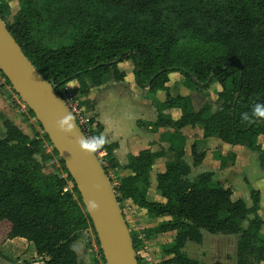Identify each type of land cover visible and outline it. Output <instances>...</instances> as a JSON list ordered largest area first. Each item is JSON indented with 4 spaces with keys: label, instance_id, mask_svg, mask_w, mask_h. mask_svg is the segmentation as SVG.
<instances>
[{
    "label": "trees",
    "instance_id": "trees-1",
    "mask_svg": "<svg viewBox=\"0 0 264 264\" xmlns=\"http://www.w3.org/2000/svg\"><path fill=\"white\" fill-rule=\"evenodd\" d=\"M32 1L20 0L21 11L12 24L6 25L25 55L47 82L58 87L59 93L76 81L80 97H85L83 104L88 107L91 88L129 79V73L120 67L127 62L134 64L132 79L138 87L151 94L160 90L167 93L164 103L155 102L159 113L155 127L176 129L166 136L169 147L166 151L146 150L130 157L129 168L134 175L121 180L115 188L122 211V204L127 202L145 210L150 217L171 219L157 229L164 233L178 231L168 250L173 257L166 263L199 264L182 249L187 240L200 242L202 231L211 235H241L237 264L264 262L260 192L251 190L253 206L249 208L241 197L234 199L231 188L214 181L211 172L201 173L191 180L190 167L183 160L186 139L180 133L184 127H198L204 130V138L245 146L259 153V162L264 168V147L258 144L259 136H264V127L260 126L263 118L251 113L256 104H264V62L240 54L236 50L240 48L239 41L231 36H178L174 27L176 21L185 17L183 13L175 12V23L151 20L146 13L153 7L146 2L140 4L139 0L115 2L112 12L78 7L74 14L79 22L72 45L48 48L29 23ZM191 10L208 17L214 9L209 4L194 2ZM223 10L241 26L252 24L264 28V0H226ZM8 12L9 4L0 2L3 21ZM172 73L181 74L186 83L204 91L215 84L221 86L218 97L221 109L212 114L211 105L205 104L195 112L191 97H173L167 86ZM171 110L180 111L177 120L166 113ZM242 113H248V119H242ZM89 120L93 127L101 129L94 117ZM5 127L6 144L0 141V244L22 238L34 245L38 256L45 257V264H78L73 249L75 233L88 228L95 231L72 177L66 170L68 181L73 184V194L63 192L66 183L57 177L43 176L38 164L31 160L27 145L37 149L41 140H31L9 120ZM41 130L50 142L42 127ZM94 134L98 136L95 130ZM10 142L14 144L6 146ZM53 151L59 156L55 149ZM167 151L175 152L176 157L167 164V171L158 175V190L166 203L150 202L146 190L148 175L155 159L166 155ZM192 155L196 166L205 152H200L195 143ZM104 169L108 175L107 168ZM139 183L145 188L140 189ZM250 214L254 215L251 220L248 219ZM245 221L249 222L248 228L243 226ZM131 235L137 251L135 235L133 232ZM2 258L0 251V264Z\"/></svg>",
    "mask_w": 264,
    "mask_h": 264
},
{
    "label": "rangeland",
    "instance_id": "rangeland-1",
    "mask_svg": "<svg viewBox=\"0 0 264 264\" xmlns=\"http://www.w3.org/2000/svg\"><path fill=\"white\" fill-rule=\"evenodd\" d=\"M81 1V0H80ZM120 0H84L80 3H75L73 0H33V10L29 17V23L33 28L38 39L48 48L61 49L63 47L71 46L73 37L77 32L78 18L75 16V11L78 7H91V11L95 12H112L115 2ZM124 1V0H121ZM2 4H9V12L4 15L6 24H12L16 15L21 11L20 0H0ZM79 2V0H77ZM141 3H148L153 7V10L145 12L149 14L151 20H159L165 23H175V12H181L185 15L182 19L176 21L174 27L175 34L178 36H199V37H234L237 38L240 48L236 49L240 54H246L248 58H254L264 62V28L257 25L241 26L240 22L235 20L230 14L223 10L226 0H139ZM194 2L200 4H209L213 7V13L205 17L200 13H193L191 10ZM151 14V15H150ZM148 17V16H147ZM121 69L129 73V78L124 82L127 87L134 86L139 89L138 85L133 80L134 64L127 62L120 65ZM179 76V75H177ZM178 79H172L176 84V93L181 92L182 87L181 75ZM183 85L187 89H191L192 100L196 108L201 109L205 106L204 93H208V100L213 102H220L218 100L219 92L222 90L218 84L212 85L207 91L195 88L191 83H186L185 78ZM178 86V87H177ZM79 100L85 102V97H80L78 88L79 84L75 81L67 87ZM175 93V92H174ZM82 105V104H81ZM85 105V104H84ZM83 106V105H82ZM85 110V108H84ZM86 115L88 113L85 110ZM177 118V115L173 116ZM9 120L19 130L27 135L31 140L40 139V145L37 149L33 146L27 145L31 150V160L38 164V169L43 176L57 177L63 180V192H70L73 194V184L68 181V173L66 166L62 162L60 156H57L50 143L41 130L40 123L30 113V109L23 102L20 96L16 93L14 88L9 85L0 71V141L5 143L6 127L5 122ZM260 126L264 127V118L260 121ZM194 137H199L198 134L190 133ZM223 142H211L206 147H199L200 152L206 149L207 155L211 156L212 148L223 149L226 152V144ZM13 142L7 143L13 145ZM258 144L264 147V136L258 138ZM3 145V144H2ZM228 146V145H227ZM224 152V153H225ZM231 149L225 154H230ZM258 154L256 153V156ZM258 157V156H257ZM211 158V157H210ZM208 158L204 162L205 166L192 174V178L196 179L197 173L200 171L210 170L209 165L212 161ZM102 161V166L106 167L104 158L99 156ZM231 166V168H229ZM214 176L225 187L231 188L234 192V199L242 198L252 206L251 190L262 188L264 190V182L261 186L257 185V181L262 179L260 174L259 163L255 155L249 154L241 157L237 161V155L230 160L226 167L222 168L217 165L214 168ZM108 176V175H107ZM113 188H116V178L108 176ZM248 186V187H247ZM257 186V187H256ZM259 186V187H258ZM75 197V196H74ZM123 212L127 221H129L130 232H133L136 238L137 252H139L141 264H168L173 255L168 253L172 247L178 231L171 232H157L166 222L171 221L170 218H153L144 213H140L131 203L124 202L122 204ZM259 215L264 219V201L260 206ZM254 218L253 214L248 216L251 220ZM244 228L249 227V222L245 221ZM76 238L73 243L78 258V264H106L103 253L101 254L100 244L96 234L92 228L76 232ZM261 234L264 236V228ZM225 235H211L207 232H202V240L194 242L187 240L183 246L182 252L188 257L198 261L199 264H237L238 262V247L241 235L225 236ZM98 242V243H97ZM175 245V243H174ZM0 251L2 252L1 264H45V257H38L34 245L22 238L8 239L0 244ZM264 264V262L260 263Z\"/></svg>",
    "mask_w": 264,
    "mask_h": 264
},
{
    "label": "crops",
    "instance_id": "crops-1",
    "mask_svg": "<svg viewBox=\"0 0 264 264\" xmlns=\"http://www.w3.org/2000/svg\"><path fill=\"white\" fill-rule=\"evenodd\" d=\"M177 75L180 76L181 74L172 73L169 75V82L167 86L170 89V94L173 97L182 95L189 96L192 99L193 96L191 89H187L183 85L184 78L181 80V92H179V94H177L178 92L176 93V84L172 81V79H178L177 81H179V78H176L179 77ZM207 95L208 93H204L203 95L205 103H209L211 105L212 114L216 113L221 109V104L218 101L216 103L212 100H208ZM88 99L90 102L88 107L83 104L84 101L82 102L80 100V102L83 104L88 116L94 117L95 122L101 126L100 130L94 126L95 131L98 132V136H103L105 140V143L100 148L101 156L106 162L105 164L108 176L116 178L115 180L117 183L120 184L121 180L134 175V172L129 168L130 157L138 156L141 152L146 150H149L152 153L162 152L163 150L166 151L169 147L165 141L166 136L168 133H174L176 129L171 126L155 127L159 115L155 107V102L164 103L166 101L167 93L165 91L160 90L155 94H151L146 89L139 88L134 90V86L127 87L124 82L109 81L100 87L91 88ZM192 104L195 112L200 110L196 108L193 100ZM166 113L172 115V117L177 115V118H174L175 120L180 117L179 110L166 111ZM180 133L186 139L184 146L185 155L183 160L190 167L191 172L188 177L191 180H195L192 178V174L200 169L201 166H205L204 162L210 157L212 162L209 165L212 168L210 170L200 171L197 173V176L204 172H211L214 174V168L217 165H220L222 168L226 167V164L230 160L234 159L235 155H237V161L239 162L241 157L252 154L255 155L257 162L259 163L260 174L263 176L262 179L257 181V185L261 186V182H264V168L260 165L258 152L252 151L245 146H227L226 144V148H224L226 149V152H224L227 153L231 149V159L229 158L230 154H225L223 149H219L218 147L211 149V156H208L206 149H204L202 150L205 152L204 158L198 165L195 166L192 155V146L197 143L198 147H206L211 142H218L221 140L213 137L204 138V130L198 127H184L180 130ZM190 133L198 134L199 137H194V134L192 136ZM256 153L258 154V157L256 156ZM175 157V152L167 151L166 155L155 159L148 175L149 186L146 188L147 199L150 202L166 203V199L163 198L161 192L158 190V175L167 171V164L173 161ZM229 168H231V166H229ZM197 176L195 178H197ZM213 179L214 181L219 182L215 176ZM138 187L140 189H144L145 185L143 183H139ZM258 191L260 192L261 206L264 201V190L262 188H258ZM246 203L249 208L253 206H249L248 202ZM135 208L138 209L141 214L146 212L143 209L137 207ZM127 222L128 225H130L129 221Z\"/></svg>",
    "mask_w": 264,
    "mask_h": 264
},
{
    "label": "water",
    "instance_id": "water-1",
    "mask_svg": "<svg viewBox=\"0 0 264 264\" xmlns=\"http://www.w3.org/2000/svg\"><path fill=\"white\" fill-rule=\"evenodd\" d=\"M0 71L34 114L64 162L92 222L106 264H140L116 192L58 87L42 76L0 17ZM63 118V131L58 121Z\"/></svg>",
    "mask_w": 264,
    "mask_h": 264
},
{
    "label": "built area",
    "instance_id": "built-area-1",
    "mask_svg": "<svg viewBox=\"0 0 264 264\" xmlns=\"http://www.w3.org/2000/svg\"><path fill=\"white\" fill-rule=\"evenodd\" d=\"M63 100L65 101L66 105L68 106L69 110L73 114L77 124L82 129L84 135L86 136L87 140L90 138L97 136L94 134V127L90 124L89 116L86 115L84 107L81 105L80 100L77 98L75 94H73L68 88L64 87L60 90L59 93ZM99 159L101 156L100 148L94 151ZM100 160V159H99ZM101 164L102 161L100 160ZM119 186V183L116 184V188ZM115 190V188H114ZM138 257L140 256L139 252H137Z\"/></svg>",
    "mask_w": 264,
    "mask_h": 264
},
{
    "label": "clouds",
    "instance_id": "clouds-1",
    "mask_svg": "<svg viewBox=\"0 0 264 264\" xmlns=\"http://www.w3.org/2000/svg\"><path fill=\"white\" fill-rule=\"evenodd\" d=\"M251 113L253 116L264 118V104H256L252 109ZM248 113H242V119H248ZM58 126L63 131H70V129L64 127V120L61 118L58 121ZM83 147L89 148L90 151H95L98 148H101L105 143L103 136H94L89 140H80L78 141Z\"/></svg>",
    "mask_w": 264,
    "mask_h": 264
}]
</instances>
